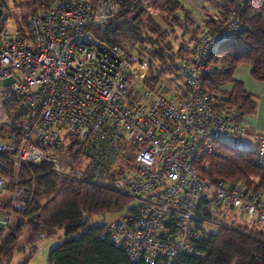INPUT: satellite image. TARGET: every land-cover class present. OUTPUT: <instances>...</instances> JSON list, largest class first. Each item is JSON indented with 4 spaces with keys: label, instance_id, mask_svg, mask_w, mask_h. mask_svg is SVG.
<instances>
[{
    "label": "built area",
    "instance_id": "built-area-1",
    "mask_svg": "<svg viewBox=\"0 0 264 264\" xmlns=\"http://www.w3.org/2000/svg\"><path fill=\"white\" fill-rule=\"evenodd\" d=\"M33 1L27 26L9 30L0 21V156L12 164L13 183L21 165L36 164L129 196L132 210L103 226L132 260L146 264L199 253L208 226L223 225L230 213L264 224L263 189L202 172L204 156L224 137H249L264 167V133L250 130L236 106L216 109L202 84L217 67L209 56L240 29L244 0H234L223 21L200 28L176 78L156 88L143 82V57L90 28L117 14V0ZM130 80L140 84L137 92H128ZM15 114L22 126L16 144L8 136ZM7 180L0 174V193L9 190ZM28 194L12 189L1 226L9 227L13 207Z\"/></svg>",
    "mask_w": 264,
    "mask_h": 264
},
{
    "label": "trees",
    "instance_id": "trees-1",
    "mask_svg": "<svg viewBox=\"0 0 264 264\" xmlns=\"http://www.w3.org/2000/svg\"><path fill=\"white\" fill-rule=\"evenodd\" d=\"M117 1V14L90 28L100 40L143 57L148 64L143 82L152 88L162 82L171 84L177 76L178 60L187 57L188 44L199 29L223 21L234 6V0H210L218 12L204 9L202 21L195 24L190 17L192 9L183 0ZM1 6L4 10V1ZM239 15L240 29L220 41L209 56L217 67L202 77V84L216 109L236 106L245 116L256 111L257 99L234 72L240 63H247L251 76L264 83V0H244ZM226 83H232L230 89L223 88ZM21 135L22 126L15 114L8 136L16 144ZM204 159L207 166L202 172L212 179L240 180L264 190V167L257 164L253 148L218 140ZM0 174L13 176L12 164L4 156H0ZM15 186L28 188L29 194L23 206L13 207V224L7 228L0 225V264H10L24 227L32 250L41 238L57 228L64 230L67 237L50 248L48 264H146L132 260L105 232L103 222L78 233L91 215L131 211L134 205L129 196L112 186L65 177L36 164L21 165L12 188ZM9 208L10 202L0 205V209ZM197 247L199 253H185L175 264H264V224L243 220L235 224L232 220L209 230ZM29 258L18 264H28Z\"/></svg>",
    "mask_w": 264,
    "mask_h": 264
},
{
    "label": "rangeland",
    "instance_id": "rangeland-1",
    "mask_svg": "<svg viewBox=\"0 0 264 264\" xmlns=\"http://www.w3.org/2000/svg\"><path fill=\"white\" fill-rule=\"evenodd\" d=\"M5 2L4 10L2 11V16L0 17V21L6 26L9 30H14L20 25L27 26L30 17L34 14L36 10V6L34 4L33 0H1ZM5 14V15H4ZM128 86V92L132 91H138L140 89V84L137 82H134L132 80L129 81ZM223 141L229 142L231 144L240 146V147H248L253 148L254 142L248 137L245 139H233L231 137H224L222 139ZM84 159L80 158L77 161V165H83ZM127 164L129 161L126 162ZM14 174V170H13ZM5 177L8 179L9 182V190H5L4 192L0 193V202L2 203L6 202V199L11 195L12 192V185H13V176ZM104 182H101L100 184H103ZM5 200V201H4ZM10 210V208L8 209ZM6 210L0 209V212H5ZM13 213L10 225L13 224L15 219V213ZM121 213L117 212L114 214H106V215H91L88 220L85 227H83L81 230H79L78 233H80L84 228L96 224V223H102L104 220L112 219L119 215ZM236 216V217H235ZM237 216L235 213H230L227 217H225L222 220L223 225H229L231 221L235 218V224L237 221ZM245 221L248 223H251V220L247 219L245 216H238V221ZM9 225V226H10ZM210 230L216 229V226L213 224H210L209 226ZM218 227V226H217ZM78 233H75L71 236H76ZM67 237L64 230L62 228H57V230L48 236H45L41 238L33 247H35V250H32L31 245L27 244V227H24L21 234L18 236V239L16 241L15 248L13 250V254L10 258V264H18L23 258L30 257L28 264H48V253L50 248L58 244L63 238Z\"/></svg>",
    "mask_w": 264,
    "mask_h": 264
},
{
    "label": "crops",
    "instance_id": "crops-1",
    "mask_svg": "<svg viewBox=\"0 0 264 264\" xmlns=\"http://www.w3.org/2000/svg\"><path fill=\"white\" fill-rule=\"evenodd\" d=\"M191 9L190 17L195 24L203 19L204 9L209 12H215L216 7L210 0H183ZM251 66L247 63H240L234 72V77L240 80L244 88L253 93L257 99L256 111L252 114L245 115L243 122L250 130L264 133V83L255 80L251 76ZM232 83H226L223 88L230 89Z\"/></svg>",
    "mask_w": 264,
    "mask_h": 264
},
{
    "label": "water",
    "instance_id": "water-1",
    "mask_svg": "<svg viewBox=\"0 0 264 264\" xmlns=\"http://www.w3.org/2000/svg\"><path fill=\"white\" fill-rule=\"evenodd\" d=\"M2 11H3V9H2V6H1V0H0V17H1V15H2Z\"/></svg>",
    "mask_w": 264,
    "mask_h": 264
}]
</instances>
